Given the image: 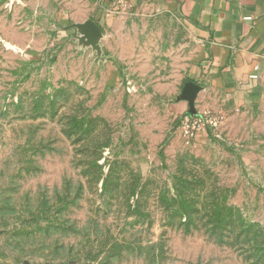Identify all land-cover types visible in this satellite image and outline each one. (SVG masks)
I'll return each instance as SVG.
<instances>
[{
    "label": "rangeland",
    "instance_id": "374dc122",
    "mask_svg": "<svg viewBox=\"0 0 264 264\" xmlns=\"http://www.w3.org/2000/svg\"><path fill=\"white\" fill-rule=\"evenodd\" d=\"M9 6L0 33L26 43ZM1 38L0 264L258 263L264 235L240 227L264 230L263 164L232 197L211 167L154 150L152 105L111 95L103 67L79 68L59 45L30 58ZM221 205L237 212L220 231Z\"/></svg>",
    "mask_w": 264,
    "mask_h": 264
},
{
    "label": "crops",
    "instance_id": "0c3cea01",
    "mask_svg": "<svg viewBox=\"0 0 264 264\" xmlns=\"http://www.w3.org/2000/svg\"><path fill=\"white\" fill-rule=\"evenodd\" d=\"M6 1L29 41L1 31L5 44L30 58L59 45L79 68L103 67L111 95L152 105L144 131L154 150L211 167L232 197L254 190L256 161L264 166V0H126L125 12L112 11V0ZM87 20L101 30L99 53L72 28ZM191 110L222 123L186 145L178 126Z\"/></svg>",
    "mask_w": 264,
    "mask_h": 264
},
{
    "label": "built area",
    "instance_id": "2783aa9c",
    "mask_svg": "<svg viewBox=\"0 0 264 264\" xmlns=\"http://www.w3.org/2000/svg\"><path fill=\"white\" fill-rule=\"evenodd\" d=\"M128 8L126 0H112L110 4L114 12H125ZM221 123L222 118L217 115L191 110L180 119L178 129L184 143L190 145L199 133H214Z\"/></svg>",
    "mask_w": 264,
    "mask_h": 264
},
{
    "label": "trees",
    "instance_id": "16d2710c",
    "mask_svg": "<svg viewBox=\"0 0 264 264\" xmlns=\"http://www.w3.org/2000/svg\"><path fill=\"white\" fill-rule=\"evenodd\" d=\"M232 212H237L235 209L231 207H227L225 205H221L218 208L217 211V217L220 218L218 224L216 225L215 229H227L228 227H218L219 224H227L226 223V218L232 214ZM177 213L180 214V216H185L187 220L192 218V210L185 205L182 204V210L177 211ZM257 224H253V226H256ZM240 230H242V234L244 233H262L264 235V230L262 227H240ZM241 234V235H242ZM253 254L257 255L258 258V263L257 264H264V245H258V247H255L254 251L252 252Z\"/></svg>",
    "mask_w": 264,
    "mask_h": 264
},
{
    "label": "water",
    "instance_id": "95a60500",
    "mask_svg": "<svg viewBox=\"0 0 264 264\" xmlns=\"http://www.w3.org/2000/svg\"><path fill=\"white\" fill-rule=\"evenodd\" d=\"M76 30L77 40L84 47H90L96 52H100L99 42L102 38L100 28L91 20L72 26Z\"/></svg>",
    "mask_w": 264,
    "mask_h": 264
}]
</instances>
